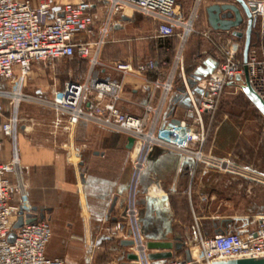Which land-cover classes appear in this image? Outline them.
<instances>
[{"label":"built area","instance_id":"2783aa9c","mask_svg":"<svg viewBox=\"0 0 264 264\" xmlns=\"http://www.w3.org/2000/svg\"><path fill=\"white\" fill-rule=\"evenodd\" d=\"M177 2L80 0L55 7L50 0H44L34 8L29 2L0 0V118L3 119L0 131L16 141L22 125L20 108L22 104L29 103L55 112L58 116L54 122L56 128L69 134L84 123L134 139L132 180L125 216H122L130 233L127 235L115 227L111 230V237L121 235L125 241H134L131 250L138 256L137 264H155L149 259L151 251L143 234L138 204L141 181L154 150L177 154L181 167L191 166V181L205 165L264 185V174L205 151L206 116L216 110L226 87L235 85L243 90L247 73L250 85L264 101V0H245L252 11V30L257 33L246 63L244 47L233 34L220 37L211 28L197 29L200 11L205 8L204 0H195L187 19L178 16ZM100 12L103 18L99 33L96 37L90 36ZM133 14L142 15L156 25L157 40L177 41L173 60L159 62L151 59L137 64L120 62L114 66L102 61V51L111 29L120 26L123 17L129 18ZM117 16L120 17L118 21L115 20ZM82 35L86 39L79 38ZM196 35L211 46L212 53L207 57L217 62L213 73L197 81L196 88L201 93H193L188 84L190 76L185 72V50ZM69 59L86 63V75L82 80L65 82L63 88L53 92L51 100L42 91H27L36 65ZM205 61L200 59L196 69ZM131 76L144 77L146 87L150 89L149 99L141 105L139 116L126 111L123 106L126 102L125 80ZM239 76L241 80L237 79ZM176 95L190 98L192 106L176 105L172 110ZM4 102L9 103L8 117ZM28 191L20 157L15 150L10 160L0 161V264H67L63 259L47 255L52 238V228L47 219L25 223L15 231V241H9L19 212L23 210L25 215L31 212ZM36 216L39 217V213ZM254 258H264V214L259 217L253 231L231 229L211 237L200 235L193 244L179 242L174 249V257L163 261V264H214Z\"/></svg>","mask_w":264,"mask_h":264},{"label":"crops","instance_id":"0c3cea01","mask_svg":"<svg viewBox=\"0 0 264 264\" xmlns=\"http://www.w3.org/2000/svg\"><path fill=\"white\" fill-rule=\"evenodd\" d=\"M18 1L29 2L32 7L38 8L44 0ZM50 1L53 6L60 7L80 0ZM199 28L208 29L207 21L204 25L200 23ZM217 35L233 36L231 32H218ZM125 82L130 89L126 87L124 109L139 116L142 113L141 105L149 99L150 89L146 87L144 77H127ZM218 111L212 116L214 127L219 124ZM2 122L0 118V127ZM22 130L23 127L18 129L16 141L5 137L0 131V161L10 160L14 151H17L29 187L30 205L44 212L51 228L53 223L61 225L64 236L62 249L52 250L49 243L47 255L63 259L67 264H110L107 260L115 253L113 259H117L118 264L126 262V255L133 251L121 245L125 241L121 235L111 237V230L115 227L127 235L130 233L122 219L132 180V167L127 153L132 156L133 151L127 148L126 136L92 124H81L69 134L67 144L58 146L49 141L27 137L22 134ZM206 153L264 174L250 163L217 156L207 149ZM190 167L188 164L181 167L177 154L159 156L148 162L149 170L146 171L144 183L150 184L158 177L159 189L153 185L148 195H145L141 184L138 204L142 210V203L147 196H167L170 216L163 231L167 239L193 244L200 235L215 236L216 228L221 227L225 220H232L230 229L239 232L256 228L259 217L264 214V195L263 191L256 194L255 189H262L264 185L202 165L190 186ZM207 188L211 190L207 192ZM239 188L244 190L243 201L237 198ZM229 191L237 192L236 198L226 196ZM116 197H119V202L110 214ZM245 204L246 208L242 210Z\"/></svg>","mask_w":264,"mask_h":264},{"label":"rangeland","instance_id":"374dc122","mask_svg":"<svg viewBox=\"0 0 264 264\" xmlns=\"http://www.w3.org/2000/svg\"><path fill=\"white\" fill-rule=\"evenodd\" d=\"M195 0H178V16L183 19L191 14ZM208 2L231 3L232 0H208ZM212 5V4H211ZM205 8L210 6L204 0ZM205 8L200 11V18L196 22L197 29L199 24H206L207 17ZM131 15V13H128ZM103 13L100 12L97 17V25L93 29L90 36L96 37L99 33V28ZM130 21H124L120 28L113 27L108 37V42L104 46L101 59L109 66H114L120 62H134L135 64L147 62L148 60H157L160 58V44L155 38L156 25L147 18L139 14H133ZM119 16L115 18L116 21ZM203 31V28H199ZM207 30V29H205ZM86 39V36H79ZM177 41H166V55L164 61L170 62L175 56V47ZM211 46L204 38L196 35L190 40L185 50V72L187 67L192 65L197 66L200 61L207 60L211 52ZM198 59V61H196ZM81 62L77 59L63 60L46 65H36L34 72L30 75L28 92L42 91L46 92L45 96H49L50 100L55 90L63 88L65 82L69 80H82L86 75V70L81 68ZM115 77V76H114ZM127 87V85H126ZM129 90L130 88L127 87ZM243 90L235 85L226 87L221 98L219 99L218 125L214 127L210 139L208 141V152L214 155L231 158L241 163H250L251 166L264 172V117L254 107L253 104L246 99ZM46 97V98H49ZM6 108H9V103L4 102ZM181 110V107L178 108ZM21 119L24 130L22 134L27 137H34L38 141H49L58 146L67 144L69 141V133L61 128H56L54 122L58 116L55 112L41 105L24 103L21 106ZM7 112L6 115H8ZM221 121V123H220ZM84 124V123H82ZM27 128H29L27 132ZM208 138V135H207ZM128 154L129 164L132 167V156ZM131 156V157H130ZM194 181V180H193ZM190 180V186L193 184ZM211 188H207V192ZM238 199L243 201L244 190L239 188ZM264 195V188L255 189V192ZM235 192V191H234ZM228 192L226 196L236 198V193ZM190 193V192H189ZM191 197V193L189 194ZM250 198V206H251ZM246 204L242 210H245ZM245 212V211H242ZM249 212V211H248ZM53 236L50 241L52 250L58 251L62 249L64 236L59 223H53ZM112 253L108 258L110 264H118ZM112 259V260H111ZM112 263H111V262Z\"/></svg>","mask_w":264,"mask_h":264},{"label":"water","instance_id":"95a60500","mask_svg":"<svg viewBox=\"0 0 264 264\" xmlns=\"http://www.w3.org/2000/svg\"><path fill=\"white\" fill-rule=\"evenodd\" d=\"M205 12L209 28L216 32H232V34L238 39H245L243 57L244 62L246 63L248 61L249 50L251 47L253 30L251 13L252 11L247 6L245 0H232L231 3H215L206 7ZM123 21H130V18L123 17ZM244 27V32L239 30L243 29ZM216 67L217 62L213 58H208L204 62L203 66L197 68L194 73L190 75L188 84L190 88L193 89V93L202 92L200 89L196 88L197 81L213 73ZM237 79L241 80V77L239 76ZM179 91L183 92L184 90L179 89ZM243 92L264 117V101L258 96V94L250 85L247 73L245 75V86L243 87ZM173 104L182 105L188 108L192 106L190 98H183L181 95H176L173 98ZM174 123L180 124L178 120H174ZM133 146L134 139L129 138L127 148L129 150H132ZM174 155L175 153L156 149L150 154L148 162L151 159L154 160L159 156L168 157ZM148 170L149 169H147V172ZM146 173L142 178L141 184L143 186L144 194L148 195L149 188L153 185H156L157 189H159L160 178L157 177L150 184H145L144 181ZM167 201V196H163L162 198H151L150 196H147L146 200L142 203L143 209L140 212V222L142 225L143 234L147 239L148 249L151 251V253L149 254V259L153 262L167 261L173 258L176 244L180 242V240L167 239L166 233H163L166 222L170 216L169 210L167 208ZM118 202L119 197H116L112 202L110 214L113 213ZM36 213H39V217L36 216ZM122 216H125L124 212ZM38 220H45L44 212H40L38 207H32L31 212L26 215L24 214V211L21 210L19 212L18 221L13 226V232L9 236V241L11 243L15 241V231L23 227L25 223H35ZM231 224L232 220H225L222 223L221 227L216 228L215 235L230 231ZM150 231L151 233L149 234ZM121 245L123 247L132 248L134 246V241H122ZM126 259L127 261L123 264H137L138 256L135 253L130 252L126 255ZM214 264H264V258L220 261Z\"/></svg>","mask_w":264,"mask_h":264},{"label":"trees","instance_id":"16d2710c","mask_svg":"<svg viewBox=\"0 0 264 264\" xmlns=\"http://www.w3.org/2000/svg\"><path fill=\"white\" fill-rule=\"evenodd\" d=\"M205 2H207L208 4H213V3H215V2H208V0H205ZM243 31H245V27L243 28ZM256 39H257V33H255V32H253L252 33V38H251V46H253L254 44H255V42H256ZM239 41L242 43V46L244 47V44H245V39L243 38V39H239ZM157 42L160 44V47H159V49H160V58H157V61H162L163 59H164V57H165V55H166V42H164V41H161V40H157ZM165 54V55H164ZM69 60H74V59H69ZM81 68L83 69V71H85L86 70V68H87V65H86V63L84 62V63H81ZM196 70V66L195 65H192V66H190V67H187V69H186V74L188 75V76H190L192 73H194V71ZM244 94V93H243ZM244 96L246 97V99L250 102V104H252L251 103V101L247 98V96L244 94ZM177 106L175 105V104H173L172 105V107H171V109L173 110V109H175ZM255 107V106H254ZM256 108V107H255ZM216 110H217V108H216ZM215 110V111H216ZM214 111V112H215ZM214 112L211 114V115H209V117L210 118H206V124H207V135H208V138H207V142L209 141V139H210V136H211V134H212V131L214 130V125H215V121L213 122V120H212V116H213V114H214ZM208 119V120H207Z\"/></svg>","mask_w":264,"mask_h":264},{"label":"flooded vegetation","instance_id":"af4514ba","mask_svg":"<svg viewBox=\"0 0 264 264\" xmlns=\"http://www.w3.org/2000/svg\"><path fill=\"white\" fill-rule=\"evenodd\" d=\"M124 22V21H123Z\"/></svg>","mask_w":264,"mask_h":264}]
</instances>
